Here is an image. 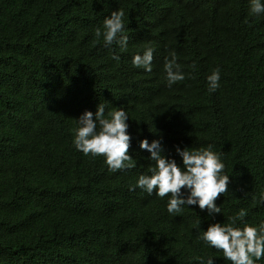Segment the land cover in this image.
I'll use <instances>...</instances> for the list:
<instances>
[{"label":"trees","instance_id":"obj_1","mask_svg":"<svg viewBox=\"0 0 264 264\" xmlns=\"http://www.w3.org/2000/svg\"><path fill=\"white\" fill-rule=\"evenodd\" d=\"M249 9V0H0V264H230L199 237L240 210L237 226L264 222V14ZM116 10L123 50L94 35ZM148 47L150 72L132 62ZM173 51L185 79L168 87ZM215 68L220 87L209 92ZM105 102L106 115L128 114L131 169L110 171L74 147L75 119ZM143 139H162L178 164L176 147L212 145L230 176L220 214L195 205L169 214L170 194L136 187L154 167Z\"/></svg>","mask_w":264,"mask_h":264},{"label":"clouds","instance_id":"obj_2","mask_svg":"<svg viewBox=\"0 0 264 264\" xmlns=\"http://www.w3.org/2000/svg\"><path fill=\"white\" fill-rule=\"evenodd\" d=\"M249 2L250 15L264 14V0ZM124 33V12L116 10L104 19L103 31L98 28L94 35L97 40L103 39L105 46L115 43L123 50L128 41ZM153 52L154 48H146L142 55L133 57V65L150 72ZM112 59L118 61L119 56L113 55ZM164 70L168 87L185 79L174 51L170 53V59L166 60ZM220 76L221 70L215 68L206 77L209 92H215L220 87ZM106 103H99L94 114L85 111L75 119L74 147L84 155L103 156L110 171L131 169L136 162L129 154L131 136L128 133V114L123 108H113L106 115ZM139 148L149 153L148 159L154 161V167L149 169L150 175L141 174L138 177L136 187L149 195L155 192L160 198L170 194L166 205L169 214L180 213L185 205L206 210L209 216L220 214L221 209L215 201L228 191L230 176L224 173L225 164L221 154L213 151L212 145L201 149L176 147L175 153L181 160L179 164L163 154L162 139H153L151 142L143 139ZM261 199L264 201V197ZM245 215L246 212L240 210L228 218L227 224H210L199 239L209 248L221 250L230 264H256L264 257V222L258 226H237V222L242 221ZM198 260L199 264H214L211 256H201Z\"/></svg>","mask_w":264,"mask_h":264}]
</instances>
